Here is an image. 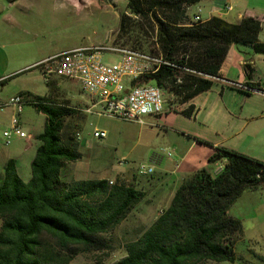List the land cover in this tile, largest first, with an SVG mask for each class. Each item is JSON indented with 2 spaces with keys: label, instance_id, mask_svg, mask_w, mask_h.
<instances>
[{
  "label": "trees",
  "instance_id": "trees-1",
  "mask_svg": "<svg viewBox=\"0 0 264 264\" xmlns=\"http://www.w3.org/2000/svg\"><path fill=\"white\" fill-rule=\"evenodd\" d=\"M201 1L126 0L128 13L120 18L118 39L127 38L136 50H143L147 39L150 53L170 64L134 85H157L185 104L211 89L212 78L221 79L232 45L249 46L264 56L257 19L230 23L213 17L190 23L188 9ZM25 95L31 97H21ZM32 97L26 105L44 114L46 125L31 181L19 178L13 160L5 166L0 184V264H71L80 255L110 251L106 236L129 217L145 193L120 178L111 184L70 176L72 164L83 159V153L68 120H84V114L57 103L51 94ZM193 110L190 106L183 113L190 116ZM218 162L224 163L220 172L209 166L186 179L169 207L142 235L127 242L125 256L112 264L235 263L243 227L228 212L246 190L264 188V162L226 148H218L209 159V165Z\"/></svg>",
  "mask_w": 264,
  "mask_h": 264
},
{
  "label": "rangeland",
  "instance_id": "rangeland-1",
  "mask_svg": "<svg viewBox=\"0 0 264 264\" xmlns=\"http://www.w3.org/2000/svg\"><path fill=\"white\" fill-rule=\"evenodd\" d=\"M241 3L235 4L236 11L225 17L227 21L234 23L238 11H245L247 6ZM247 4L254 6L253 3ZM127 13L126 0H0V78L6 76L1 80H7L0 84V103L8 102L20 93L31 94V97L26 96L28 100H33L32 96L45 97L50 89L43 76L38 70L29 71L26 67H32L49 55L93 46H109L152 55L147 39L143 41V50L134 49L135 44L127 38L118 39L120 18ZM104 61L114 63L116 55L106 53ZM56 82L59 88L51 92L52 98L69 108L81 109L82 104L78 102L82 95L86 96L82 85L78 81L60 78ZM165 100L167 107L181 105L179 98L167 92ZM36 114L34 107L24 108L23 118L32 127L25 129L29 136L38 130L35 126ZM12 116V106L0 110V173L2 156L16 142L26 140L13 138L7 146L4 132L11 129ZM172 118H176L175 122L180 120V117ZM83 121L78 118L68 120L76 128L77 137L81 135L85 143L89 141L90 144L88 149L81 150L83 159L74 166L78 165L79 171L86 168V175L93 178L99 172L114 178L112 183L121 177L120 180L132 185V180L126 182L121 175L142 176L141 167H156L155 160L164 158L178 137L149 117L144 118L145 123L141 124L87 114L85 126L82 127ZM181 127L180 124L176 128ZM95 128L105 131L107 138L94 139ZM146 200L141 201L129 217L106 236L111 240L110 251L80 255L71 264H96L99 260L102 264H112L123 258L125 244L142 235L165 210L162 201L153 202L149 197ZM228 216L239 219L243 227V235L235 247L237 261L200 264H264V188L246 190L230 208ZM1 224L0 221V227Z\"/></svg>",
  "mask_w": 264,
  "mask_h": 264
},
{
  "label": "crops",
  "instance_id": "crops-1",
  "mask_svg": "<svg viewBox=\"0 0 264 264\" xmlns=\"http://www.w3.org/2000/svg\"><path fill=\"white\" fill-rule=\"evenodd\" d=\"M241 2H244L247 8L245 11H238L234 23L240 22L243 18L257 19L262 26L259 40L264 43V0H202L197 6L188 9L187 16L189 21L193 20L195 14H199L203 21H208L213 17L226 20L225 17L236 11L235 4H242ZM247 3H253L254 6H249ZM227 7L231 10H228ZM194 9L195 11H193ZM46 58L48 57L44 59ZM118 59L119 57L116 56V61ZM5 77H1L0 80ZM220 77L221 79L214 80L211 89L201 93L192 101L181 104L180 107H167L165 105L164 114L158 117H149L161 124L163 129L174 132L178 137L167 151V153L172 152L173 156L170 158L166 153V156L162 157L163 159L155 160L157 166H152L154 172L152 175L130 176L127 173L121 175L123 180L126 182L132 180V185L145 193V201L148 197L153 199V202L162 201L165 204L164 209H167L176 191L186 179L211 166L209 159L218 148L233 150L264 162V56L255 54L249 46L232 45L221 66ZM56 79V77L51 79L49 84L45 82L50 89L49 95L59 88ZM253 88H256L257 91H251ZM83 93L85 92L83 91ZM21 94L15 97L21 96ZM23 98L25 101L28 100L26 95ZM93 102V98L87 94L86 96L82 95L81 101L78 102L82 104L81 109L78 110L84 114L82 127L85 126L87 114L97 116L87 112ZM26 106L28 105L23 107L21 113H18L17 109L12 106V118L18 116L24 131L26 128H32L31 124L23 118V111ZM190 106H193L194 110L190 116H185L183 112L188 110ZM36 113L35 126L38 128L36 133L25 141L16 142L2 156L0 184L5 177V166L10 160L15 162L19 178L24 183L31 181L33 176L32 163L42 145L40 136L44 133L46 125V116L37 111ZM172 117H180V120L175 122L176 118L173 119ZM180 124L182 125L181 129H177L176 127ZM96 130L103 131L95 128L94 132ZM166 133L168 132L166 131ZM78 137L81 150L88 149L89 141L85 143L81 135ZM94 139L103 140L95 137ZM198 140L207 144L200 143ZM223 164L221 162L213 164L212 171L220 172ZM85 169L79 171L78 165L75 167L73 163L70 176L77 178L76 180L92 179L93 177L86 175ZM93 179H106L110 182L114 180V178L106 177L100 172Z\"/></svg>",
  "mask_w": 264,
  "mask_h": 264
},
{
  "label": "built area",
  "instance_id": "built-area-1",
  "mask_svg": "<svg viewBox=\"0 0 264 264\" xmlns=\"http://www.w3.org/2000/svg\"><path fill=\"white\" fill-rule=\"evenodd\" d=\"M227 9L231 10L229 7ZM201 22L203 20L200 15L195 14L192 23ZM106 53L118 56V61L106 63L104 61ZM164 65L170 64L165 62L162 56L109 46H93L59 52L28 69L38 70L47 84L55 77L78 81L83 91L94 100L87 110L88 113L144 124L145 117H158L164 114L165 91L154 84L134 85L133 82L143 76L155 75ZM26 102L23 97L18 96L5 104H0V110L13 106L21 113ZM106 136V132L98 130L94 132L95 138L104 139ZM4 137L7 140L6 144L10 145L13 138L28 139L30 136L22 128L18 116H14L11 129L4 132ZM167 155L171 158L173 153L168 152ZM153 173L152 168H140L142 176Z\"/></svg>",
  "mask_w": 264,
  "mask_h": 264
},
{
  "label": "water",
  "instance_id": "water-1",
  "mask_svg": "<svg viewBox=\"0 0 264 264\" xmlns=\"http://www.w3.org/2000/svg\"><path fill=\"white\" fill-rule=\"evenodd\" d=\"M110 2L113 1V0H109Z\"/></svg>",
  "mask_w": 264,
  "mask_h": 264
}]
</instances>
